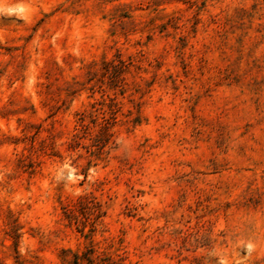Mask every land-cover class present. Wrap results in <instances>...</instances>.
Wrapping results in <instances>:
<instances>
[{
    "label": "rangeland",
    "instance_id": "obj_1",
    "mask_svg": "<svg viewBox=\"0 0 264 264\" xmlns=\"http://www.w3.org/2000/svg\"><path fill=\"white\" fill-rule=\"evenodd\" d=\"M76 259L264 264V0H0V264Z\"/></svg>",
    "mask_w": 264,
    "mask_h": 264
},
{
    "label": "clouds",
    "instance_id": "obj_2",
    "mask_svg": "<svg viewBox=\"0 0 264 264\" xmlns=\"http://www.w3.org/2000/svg\"><path fill=\"white\" fill-rule=\"evenodd\" d=\"M5 11H7V12H13V11L22 12L23 9L18 7L16 9H5Z\"/></svg>",
    "mask_w": 264,
    "mask_h": 264
},
{
    "label": "trees",
    "instance_id": "obj_3",
    "mask_svg": "<svg viewBox=\"0 0 264 264\" xmlns=\"http://www.w3.org/2000/svg\"><path fill=\"white\" fill-rule=\"evenodd\" d=\"M83 257H84V259H85L88 263H90L91 259H90L88 256H83ZM73 263H74V264H79V263L77 262V259H76V261H74Z\"/></svg>",
    "mask_w": 264,
    "mask_h": 264
}]
</instances>
